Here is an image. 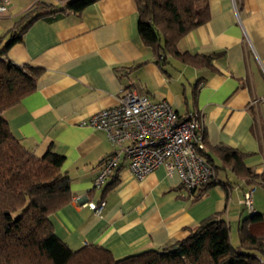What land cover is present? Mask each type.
<instances>
[{"label": "crops", "instance_id": "1", "mask_svg": "<svg viewBox=\"0 0 264 264\" xmlns=\"http://www.w3.org/2000/svg\"><path fill=\"white\" fill-rule=\"evenodd\" d=\"M65 1L11 0L0 15V57L40 70L35 91L3 117L33 154L52 146L62 155L61 171L70 179L71 202L49 216L55 234L72 249L97 244L122 258L181 241L214 216L228 224L238 248L239 227L253 211L262 221L251 229L264 238V0H207L209 19L177 48L215 54L212 69L171 55L159 60L138 34L135 0H97L77 14L52 12ZM31 11L52 13L36 17L2 52ZM121 87L152 102L166 100L181 115H199L204 159L213 168V182L200 197L165 165L136 179L122 155L108 182L93 187L113 146L104 131L80 123L114 105ZM226 149L237 151L239 160ZM249 190L251 210L242 203ZM101 201L96 213L90 205Z\"/></svg>", "mask_w": 264, "mask_h": 264}, {"label": "trees", "instance_id": "2", "mask_svg": "<svg viewBox=\"0 0 264 264\" xmlns=\"http://www.w3.org/2000/svg\"><path fill=\"white\" fill-rule=\"evenodd\" d=\"M95 1L67 0L52 12L77 14ZM135 3L138 34L159 60L171 55L193 67L212 69L215 54H190L177 48L187 32L209 19L207 0H135ZM52 12L34 15L31 11L27 23L11 36L2 52L21 38L36 17ZM39 74L37 68L0 57V264H264V238L251 229L253 223L261 225L262 215L254 212L239 227L238 248L231 245L228 224L214 216L203 220L183 240L160 250L114 258L97 244L70 248L55 234L49 219L72 198L70 179L61 171L63 156L55 153L52 146L42 156L33 154L15 138L3 117L5 110L35 91ZM226 150L228 156L239 160L237 151ZM199 153L204 158V151ZM212 178L213 168L210 178L195 188L196 198L211 185ZM114 184L115 181L106 188Z\"/></svg>", "mask_w": 264, "mask_h": 264}, {"label": "built area", "instance_id": "3", "mask_svg": "<svg viewBox=\"0 0 264 264\" xmlns=\"http://www.w3.org/2000/svg\"><path fill=\"white\" fill-rule=\"evenodd\" d=\"M10 2L0 0V15L7 11ZM80 124L104 131L113 146L101 161L93 187L108 182L121 155L136 179L165 165L168 174L177 171L186 191L197 188L212 175L211 166L199 153L204 149L199 115L196 112L181 115L166 100L152 102L145 95L121 87L114 105L100 109ZM251 202L249 190L244 193L242 203L251 210ZM104 204L101 201L90 206L100 213Z\"/></svg>", "mask_w": 264, "mask_h": 264}, {"label": "rangeland", "instance_id": "4", "mask_svg": "<svg viewBox=\"0 0 264 264\" xmlns=\"http://www.w3.org/2000/svg\"><path fill=\"white\" fill-rule=\"evenodd\" d=\"M235 237H236V235H235Z\"/></svg>", "mask_w": 264, "mask_h": 264}]
</instances>
